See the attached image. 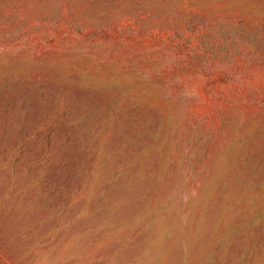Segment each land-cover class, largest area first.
I'll use <instances>...</instances> for the list:
<instances>
[{"label":"rangeland","instance_id":"obj_1","mask_svg":"<svg viewBox=\"0 0 264 264\" xmlns=\"http://www.w3.org/2000/svg\"><path fill=\"white\" fill-rule=\"evenodd\" d=\"M0 264H264V0H0Z\"/></svg>","mask_w":264,"mask_h":264}]
</instances>
